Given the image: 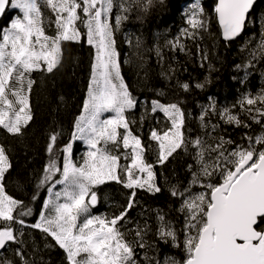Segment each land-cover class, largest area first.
<instances>
[{
    "label": "snow or ice",
    "instance_id": "snow-or-ice-1",
    "mask_svg": "<svg viewBox=\"0 0 264 264\" xmlns=\"http://www.w3.org/2000/svg\"><path fill=\"white\" fill-rule=\"evenodd\" d=\"M261 3L214 0L209 10L190 0L175 36L147 45L129 34L131 51L122 56L118 33L133 12L143 21L166 0H0V20L13 13L0 25V264H51L39 256L49 250L60 251L61 264H264ZM233 44L236 99L221 105L208 96L198 112L186 109L180 93L206 91L217 47ZM74 45L90 55L79 114L70 130L49 126L45 163L14 195L15 157L5 141L23 143L35 121L36 86L64 68ZM133 56L140 70L154 57L165 81L149 89L151 99L137 96L123 74ZM181 56L207 69L203 80H180ZM253 76L261 81L255 91ZM164 88L179 98L164 102ZM232 130H241L239 140ZM180 154L189 161L186 182L164 171ZM164 193L166 207L146 203Z\"/></svg>",
    "mask_w": 264,
    "mask_h": 264
},
{
    "label": "trees",
    "instance_id": "trees-1",
    "mask_svg": "<svg viewBox=\"0 0 264 264\" xmlns=\"http://www.w3.org/2000/svg\"><path fill=\"white\" fill-rule=\"evenodd\" d=\"M190 0H166L163 8H154L151 14L147 15L143 21L136 18L133 12L131 19L124 25V30L118 33V43L122 56H126L131 49L125 41V37L131 34L132 38L141 36L147 45H151L153 40L160 34H167L169 37L175 36L179 28L182 26L183 9ZM206 9H211L214 0H202ZM264 9V3L260 4ZM13 13L5 15L0 25L6 24ZM213 23V31L216 30ZM54 29H49V32ZM206 43L211 46L213 40L208 38ZM237 44H233L232 48L225 50L217 47L216 52L220 59L213 58L216 71L212 72L213 83L206 91L192 89L190 93H180L186 103L185 108L198 112L197 104L207 103V97H215L221 105L231 104L238 94L237 86L233 83L231 77L236 75L233 65L239 62L237 53ZM89 49L86 45H74L66 52L64 60V68L57 71L54 76H48L36 86L32 97L33 107L35 109V121L25 137L23 143L9 138L5 143L12 149V155L15 157V171L13 173V182L9 184V191L14 195L21 194L17 185L25 180V177L33 170L40 169L45 163L44 145L46 132L50 125L54 122H62L66 130L71 129L75 116L79 114L85 93L89 72ZM180 63L183 64L187 71L178 73L180 80L194 83L196 80H203L207 75V69L200 68L191 62H186V58L181 56ZM139 61L135 56L132 57L131 64L123 66V74L127 82L132 86L133 92L142 98H153L154 92L149 89L163 88L165 81L159 76V67L155 62V58L148 59L146 67L143 70L138 69ZM140 75H137V72ZM144 72L148 73L145 78ZM39 80V77H37ZM253 79L250 80V84ZM166 97H161L164 102L176 100L175 89L164 88ZM63 96V101L59 97ZM195 126V125H194ZM147 127H145V137L147 135ZM241 130H232V138L239 140ZM0 140H4L0 137ZM79 148V145H78ZM188 158L180 154L174 159L164 170L172 181L177 178L187 181V163ZM163 186V185H162ZM28 191L31 186H27ZM167 194L164 193L158 198H147L146 203L154 206L166 207ZM101 205V210L104 208ZM135 215V213H133ZM37 243L43 249V242L39 239V233H36ZM39 256H43L45 260H50L51 264H61V253L59 250L41 251ZM38 256V259H39Z\"/></svg>",
    "mask_w": 264,
    "mask_h": 264
},
{
    "label": "rangeland",
    "instance_id": "rangeland-1",
    "mask_svg": "<svg viewBox=\"0 0 264 264\" xmlns=\"http://www.w3.org/2000/svg\"><path fill=\"white\" fill-rule=\"evenodd\" d=\"M251 79H253V81L251 82L250 85H251L252 90L255 91V90L258 89V87H259L261 81H259V79H258L256 76H253ZM257 131H259L258 128H257ZM79 148H82V146L79 145ZM79 154H80V153L77 152V155H79Z\"/></svg>",
    "mask_w": 264,
    "mask_h": 264
},
{
    "label": "water",
    "instance_id": "water-1",
    "mask_svg": "<svg viewBox=\"0 0 264 264\" xmlns=\"http://www.w3.org/2000/svg\"><path fill=\"white\" fill-rule=\"evenodd\" d=\"M4 17H5V16H4ZM2 20H3V19H2ZM2 20H0V23H1Z\"/></svg>",
    "mask_w": 264,
    "mask_h": 264
}]
</instances>
